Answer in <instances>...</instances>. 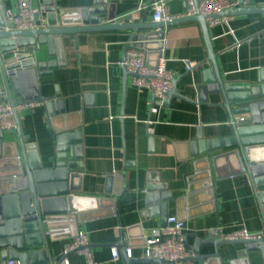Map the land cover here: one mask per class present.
I'll list each match as a JSON object with an SVG mask.
<instances>
[{
	"label": "crops",
	"instance_id": "obj_1",
	"mask_svg": "<svg viewBox=\"0 0 264 264\" xmlns=\"http://www.w3.org/2000/svg\"><path fill=\"white\" fill-rule=\"evenodd\" d=\"M236 1L240 4L241 0ZM57 2L61 8L77 9L91 6L93 0ZM243 2L264 5V0ZM41 3L34 0L37 8ZM109 4L114 5L116 22H126V16L133 12L139 14L134 19H141L151 2L109 0ZM185 5L186 0H166V10L172 16L185 14ZM5 8L15 10L16 0H0V21L4 19ZM152 12L150 7L148 21ZM220 19L210 26V34L223 78L233 83L252 82L259 68L264 66V13ZM159 30L164 33L159 61L164 59L173 78H178L179 96L156 105V110H152V89L138 86L131 74L124 76L123 62L130 48L131 30L107 29L65 35L58 45L60 57H49L47 46L42 45L48 59L62 63L51 76L39 81L40 94L57 102L58 113L50 116L42 101L34 108L20 110L21 133L27 141L36 142L41 154L55 150V134L59 130L76 134L84 166L76 182L80 187L76 194L102 198L96 209L82 212L80 220L75 215H66L68 219L53 224L55 238L50 244L55 262L64 257V248L74 234L83 230L89 236L93 256L99 264H127L120 248L108 243L118 240L119 228L137 225L140 227L135 230L130 256H145L146 236L163 227L161 210L142 218V212L151 208L147 206V184L151 176L167 183L166 192L171 194L167 201L168 217H182L189 244L196 236L207 237L210 230L229 232L243 225L251 231L264 232L263 212L248 175L231 174L223 163L219 165V177L213 169L212 187L203 186L204 173L203 177H196V158L191 155L190 142L197 138L198 132L206 139H221L231 134L227 108L212 103L217 102L219 96L211 97V103L202 101L207 97L204 70L210 69L213 74V69L207 60L208 49L201 24L183 21ZM202 61L205 62L196 66ZM30 90L28 87V94ZM16 137V129L13 133L4 129V140ZM226 150L223 147L213 154H223ZM181 197L183 199L178 201ZM163 202L161 200L160 204ZM114 249L121 255L118 260L113 259ZM214 250L212 246L203 247L201 254ZM218 250L219 257L193 260L203 264H264L259 251L243 253L244 242H227L218 246ZM65 257L68 264H87L86 257L79 251Z\"/></svg>",
	"mask_w": 264,
	"mask_h": 264
},
{
	"label": "water",
	"instance_id": "obj_2",
	"mask_svg": "<svg viewBox=\"0 0 264 264\" xmlns=\"http://www.w3.org/2000/svg\"><path fill=\"white\" fill-rule=\"evenodd\" d=\"M153 1L150 0L151 3ZM41 2L42 7L40 4L39 10L33 11L32 28L0 30V101L6 100L15 106L17 102L38 100L46 104L50 116L58 113L57 102L40 94L39 81L51 76L54 69L62 65L58 59L47 57H60L58 45L65 35L107 29L131 30L128 47L147 50V63L156 67L162 56L164 34L159 29L183 21H198L208 49L207 60L212 63L213 69V74L210 69L204 70L207 97L202 101L211 103V97L219 96L217 102L212 103L223 104L227 108L231 118V134L221 139H206L201 131L198 132L197 138L190 142L191 155L196 158V177L204 175L203 186L212 187L213 171L219 177V165L223 163L229 167L231 174L248 175L264 217V66L259 68L252 82L226 81L217 61L208 24L210 18L264 13V5H246L241 0L238 7L208 16L200 12L187 15L186 2L185 14L166 22L148 21L149 6L141 19H134L132 14H128L126 22H116L114 5L109 4V0H93L91 6L77 9L61 8L57 0ZM198 3L199 0H195V4ZM34 8L32 0L31 9ZM102 18L107 21L102 22ZM4 24L5 19L2 18L0 25ZM42 45L47 46L48 56ZM123 70L125 77L127 74L140 76L126 65H123ZM177 81L178 78H173L172 90L165 103L173 96H179ZM28 87L31 88L30 94ZM14 115L17 122V137L14 140H4V129L0 128V264H7L8 260H15L19 264H66L65 255L57 262L52 256L50 241L55 238L53 224L68 219L66 215H75L80 220L81 213L96 209L102 198L76 194L80 188L76 182L84 169L80 139L76 138V134L59 130L55 134V150L41 154L36 142L27 141L21 133L19 112L14 110ZM223 147L227 149L225 153L213 154ZM167 188V183L160 181L159 177H150L147 206L151 208L142 212V218L161 210V225L167 224V201L171 199ZM180 199L183 198L178 201ZM161 200L164 202L160 204ZM177 217L183 220L181 216ZM139 227L119 228L118 240L108 245L119 247L127 264L164 263L163 259L152 256L128 255L127 248L134 245L132 239ZM232 241L245 243L244 254L259 251L264 259V237L259 240H227L221 238L218 231L210 230L207 237L196 236L195 241L189 244L187 235H184L185 246L192 253L191 259L219 257L218 246ZM211 246L215 248L213 252L201 254L203 247Z\"/></svg>",
	"mask_w": 264,
	"mask_h": 264
},
{
	"label": "built area",
	"instance_id": "obj_3",
	"mask_svg": "<svg viewBox=\"0 0 264 264\" xmlns=\"http://www.w3.org/2000/svg\"><path fill=\"white\" fill-rule=\"evenodd\" d=\"M32 0H16V9H4L5 24L0 25V30L18 29L24 30L34 26L32 20L33 11L39 10L35 7L31 9ZM187 15L200 12L205 15L220 13L221 11L238 7L240 4L236 0H199L196 5L195 0H186ZM34 4V0H33ZM152 8V22L170 21L176 16L170 15L166 10V0H154L150 4ZM142 7L140 6L138 10ZM133 17H138V12L132 13ZM220 18H210L209 26L218 23ZM123 65H126L132 72L139 73L135 77L138 86H148L154 94V103L152 110H156V105L165 103L168 93L172 90L173 75L167 69L164 59H161L156 67L147 63L146 51L130 46L127 51ZM39 105V101L17 102L15 106L9 101H0V127L7 130H14L17 126L14 110L19 112L25 108H34ZM185 222L175 215L167 218V224L161 228L155 229L150 235L146 236L145 256L163 259L166 264H203L190 258L192 253L186 248L184 243ZM223 239L227 240H259L264 237V232H255L245 226H240L229 232H219ZM73 251H79L86 257L87 264H99L92 253L90 239L86 232L78 230L73 239L65 246V256ZM128 255H131V248H127ZM121 255L118 250L114 249L113 259L118 260ZM65 262L67 263L66 257ZM7 264H19L15 260H8Z\"/></svg>",
	"mask_w": 264,
	"mask_h": 264
}]
</instances>
